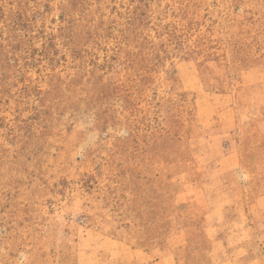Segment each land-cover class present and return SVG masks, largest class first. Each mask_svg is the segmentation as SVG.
<instances>
[{
    "label": "rangeland",
    "instance_id": "rangeland-1",
    "mask_svg": "<svg viewBox=\"0 0 264 264\" xmlns=\"http://www.w3.org/2000/svg\"><path fill=\"white\" fill-rule=\"evenodd\" d=\"M0 264H264V0H0Z\"/></svg>",
    "mask_w": 264,
    "mask_h": 264
}]
</instances>
